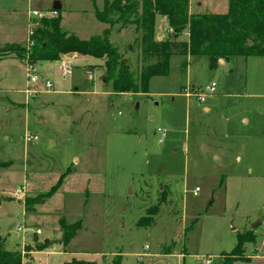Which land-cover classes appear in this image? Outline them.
Masks as SVG:
<instances>
[{"label": "rangeland", "instance_id": "rangeland-1", "mask_svg": "<svg viewBox=\"0 0 264 264\" xmlns=\"http://www.w3.org/2000/svg\"><path fill=\"white\" fill-rule=\"evenodd\" d=\"M104 1L0 0V46L25 42L56 2L61 30L81 39L100 35L108 25L94 10ZM199 1L200 13L227 12L228 0ZM168 30L166 17L157 15L154 40H165ZM140 35L135 24H114L109 36L136 75L143 64ZM64 56L36 62L34 84L23 61L0 59L4 248L20 251L24 264L73 257L109 264L117 255L120 264H221L237 236L252 230L248 259L235 264H264V58L233 56L210 68L207 56L193 55L181 70L183 58L173 56L170 73L151 78L148 93H114L101 79L103 59ZM63 64L71 68L65 77ZM28 132L37 140L27 142ZM71 167L76 185L84 173L93 179L89 198L53 194L26 210V198L49 191ZM149 211L151 223L139 225ZM61 217L81 221L66 247L73 257L59 242ZM35 233L38 240L24 246ZM45 239L51 244L36 254Z\"/></svg>", "mask_w": 264, "mask_h": 264}, {"label": "trees", "instance_id": "trees-1", "mask_svg": "<svg viewBox=\"0 0 264 264\" xmlns=\"http://www.w3.org/2000/svg\"><path fill=\"white\" fill-rule=\"evenodd\" d=\"M190 0H105L101 10L95 9V17L108 25L100 35L81 39L61 30L59 10L56 16L42 17L37 22L27 40L18 44H6L0 48V58L14 57L26 65L38 61H55L69 53L93 56L103 59L100 66L104 72L103 83L109 84L114 93H148L150 79L167 76L173 56L183 58L180 69L187 66L186 58L193 55L207 56L210 68H215L219 60L233 56H259L264 58V0H228L226 13H190ZM54 11V10H52ZM157 15L166 17L171 30L163 41L154 40V25ZM114 24L136 25L140 35V61L138 75L123 60L110 39ZM187 33V39H180ZM91 67V66H88ZM0 165H7L0 163ZM69 169L67 170V172ZM65 173L49 191L33 198H26L27 211L37 201L55 194ZM157 210V208H156ZM158 211V210H157ZM156 211V212H157ZM151 211L139 219L138 224L147 226L153 216ZM60 243L65 247L80 229L81 221L72 223L59 221ZM190 226L189 228H191ZM189 229L185 230L188 231ZM255 241L253 231L237 236L236 246L223 257L221 264H235L247 261L244 257L245 245ZM49 241L36 245L35 251L48 247ZM31 249L27 247L26 252ZM23 255L18 250H7L0 239V264H24ZM62 264H91L71 259ZM109 264H120L119 255Z\"/></svg>", "mask_w": 264, "mask_h": 264}, {"label": "crops", "instance_id": "crops-1", "mask_svg": "<svg viewBox=\"0 0 264 264\" xmlns=\"http://www.w3.org/2000/svg\"><path fill=\"white\" fill-rule=\"evenodd\" d=\"M216 1H218V0H216ZM215 0H212V3H215L216 2ZM196 2H197V5H196ZM196 2L194 3L195 5L193 6L192 5V0H190L189 1V12L190 13H200L199 11H200V8H201V6H202V3H201V1H199V0H196ZM77 53H71V54H69V55H65L64 57H73V56H75ZM63 57V56H62ZM6 58V57H5ZM0 59H4V58H0ZM220 62V61H219ZM224 62V60H222L220 63H223ZM26 65V64H25ZM34 84V83H33ZM28 88V87H27ZM26 88V89H27ZM205 110H207V109H205ZM247 120L246 119H244V122H246ZM76 163H78L79 164V160L77 159L76 160ZM78 164L76 165V166H78ZM73 166V165H72ZM69 169V171L67 172V174H65L64 175V177H63V179H62V181H61V186L59 187V189H58V191L55 193L56 195H60V194H62V193H65V194H71V195H73V194H81L82 192L87 196V198H89V194L91 193L90 191H88V185L93 181V179L90 177V176H88L87 175V173H84V176L83 175H81V177H82V180L79 182V184L78 185H76V183H75V180H73V181H71L72 180V176L74 175V170H72V167L71 168H68ZM87 170H85V172H86ZM84 177V178H83ZM77 181H79L78 179L76 180V182ZM57 182V181H56ZM55 182V183H56ZM73 183H75V186L73 187ZM53 186V185H52ZM51 186V187H52ZM50 187V188H51ZM49 188V189H50ZM55 194H54V196H55ZM38 195V194H37ZM36 194H34V196L33 197H35V196H37ZM53 196V195H52ZM51 196V197H52ZM50 198V197H49ZM48 198V199H49ZM47 199V198H46ZM48 199L47 200H42V203H45V202H47L48 201ZM86 201H87V199H86ZM35 205V204H34ZM31 209H32V206H31ZM59 212L61 211V210H58ZM25 212H27V211H25ZM60 219H64V218H59V220H58V223H59V221H60ZM67 222V221H66ZM68 223H72V222H68ZM60 227V226H59ZM61 232V231H60ZM78 232V231H77ZM77 232H76V234H77ZM76 234H75V236H76ZM36 233L33 235V237L31 238H29L28 240H26L24 243H23V245L24 246H28V244H27V242L29 241V244L32 242V241H36V240H38L37 238H36ZM75 236L70 240V242L75 238ZM43 241H49L50 242V244H51V242H52V240H50V239H45V240H43ZM61 241V236H60V238H59V242ZM57 242V241H56ZM70 242L68 243V245L70 244ZM68 245H66L65 247H63V249H64V251L65 252H68L69 253V255H71L72 257H73V255H74V253L75 252H73V250H67L66 249V247L68 246ZM23 246V247H24ZM51 247V246H50ZM44 250H46V249H44ZM43 251V250H42ZM42 251H36V254H40ZM33 252H35V251H33V250H30V251H28V253H33ZM74 258V257H73ZM72 258V259H73ZM76 259V258H75ZM71 260V259H70ZM70 260H68V261H70ZM83 261V260H82ZM67 262V261H66Z\"/></svg>", "mask_w": 264, "mask_h": 264}, {"label": "built area", "instance_id": "built-area-1", "mask_svg": "<svg viewBox=\"0 0 264 264\" xmlns=\"http://www.w3.org/2000/svg\"><path fill=\"white\" fill-rule=\"evenodd\" d=\"M51 13H48L49 15H48V17H52V16H56V11H50ZM34 13V16H38V12H33ZM50 14H55V15H50ZM46 17V16H45ZM35 26H37V23H36V25ZM32 30L33 29H30V31H29V35L32 33ZM171 30L169 29L168 30V32H170ZM28 35V36H29ZM28 68H29V75H28V79H29V82H31V83H36V82H38V76L35 74V73H33L34 71L33 70H31V68H32V66L33 65H26ZM62 74H63V76L65 77V76H67V75H69V74H71V68L68 66V65H66V64H63L62 65ZM51 83L49 82V81H45L44 82V87H45V89H50L51 88ZM214 87H215V84H214V82H212L208 87H206V89L209 91V92H213L214 91ZM26 93L28 94V95H33V96H35V95H37V93L36 92H34V91H32L31 89H29V88H27L26 89ZM197 98H198V100L200 101V102H203L204 101V96L203 95H198L197 96ZM162 132V136H164V132L163 131H161ZM25 140L27 141V142H30V141H33V140H37V137L35 136V135H31L29 132L28 133H26V135H25ZM160 142H162V139H161V141ZM18 192L19 193H22L20 190H18ZM36 233H39V230H37L36 231Z\"/></svg>", "mask_w": 264, "mask_h": 264}, {"label": "water", "instance_id": "water-1", "mask_svg": "<svg viewBox=\"0 0 264 264\" xmlns=\"http://www.w3.org/2000/svg\"><path fill=\"white\" fill-rule=\"evenodd\" d=\"M61 9V5L58 3V2H56L54 5H53V7H52V10H54V11H58V10H60ZM2 46H0V48H1ZM69 54H71V53H69ZM69 54H67V55H69ZM220 62L222 61L221 59L219 60Z\"/></svg>", "mask_w": 264, "mask_h": 264}]
</instances>
